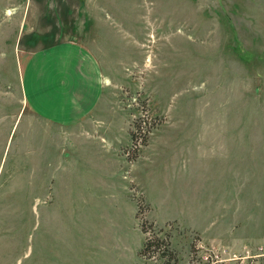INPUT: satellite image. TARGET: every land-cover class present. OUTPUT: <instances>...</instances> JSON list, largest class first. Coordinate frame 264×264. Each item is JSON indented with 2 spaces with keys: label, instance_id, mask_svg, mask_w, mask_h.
<instances>
[{
  "label": "rangeland",
  "instance_id": "1",
  "mask_svg": "<svg viewBox=\"0 0 264 264\" xmlns=\"http://www.w3.org/2000/svg\"><path fill=\"white\" fill-rule=\"evenodd\" d=\"M59 41L101 69L71 124L24 95ZM165 263L264 264V0H0V264Z\"/></svg>",
  "mask_w": 264,
  "mask_h": 264
},
{
  "label": "crops",
  "instance_id": "2",
  "mask_svg": "<svg viewBox=\"0 0 264 264\" xmlns=\"http://www.w3.org/2000/svg\"><path fill=\"white\" fill-rule=\"evenodd\" d=\"M100 65L73 41L56 42L31 55L24 69V95L39 115L71 124L93 108L100 88Z\"/></svg>",
  "mask_w": 264,
  "mask_h": 264
},
{
  "label": "trees",
  "instance_id": "3",
  "mask_svg": "<svg viewBox=\"0 0 264 264\" xmlns=\"http://www.w3.org/2000/svg\"><path fill=\"white\" fill-rule=\"evenodd\" d=\"M157 244H158V242H157ZM153 245H154L153 242L150 239L146 238L144 245H143L142 254L145 255L148 252H150ZM158 247H160L159 244H158ZM165 264H170V263H165Z\"/></svg>",
  "mask_w": 264,
  "mask_h": 264
}]
</instances>
